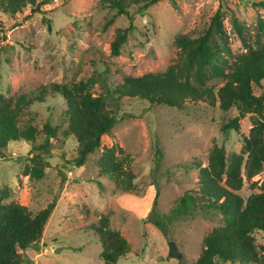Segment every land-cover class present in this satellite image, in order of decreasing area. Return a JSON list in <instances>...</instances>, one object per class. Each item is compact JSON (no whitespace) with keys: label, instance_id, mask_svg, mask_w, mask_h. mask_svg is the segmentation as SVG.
<instances>
[{"label":"rangeland","instance_id":"obj_1","mask_svg":"<svg viewBox=\"0 0 264 264\" xmlns=\"http://www.w3.org/2000/svg\"><path fill=\"white\" fill-rule=\"evenodd\" d=\"M142 3L129 4L131 17L116 15L100 0H46L40 12L27 6L14 17L0 13V92L12 105L23 96L30 100L26 106L19 103L18 124L36 130L35 146L44 142L45 124L56 128L46 148L33 149L25 140L0 148V188L9 192L5 202L32 213L55 202L41 239L21 251L24 264H105L99 257V236L92 231L103 217L130 247L114 264H195L204 236L219 225L215 215L200 208L182 214L173 209L186 193L199 197L198 166L207 165L214 145L223 147L227 158L241 150L251 127L249 114L240 118L238 132L221 130L238 115L235 105L224 111L218 101L211 105L185 99L181 106H169L121 97L116 106L107 99L116 122L81 166L73 162L76 140L62 133L65 102L52 90L53 83L84 81L99 95L125 76L163 71L178 60L175 38L201 34L218 5L225 32L219 44L225 45L229 60L246 51L233 15L248 42L264 41V0H158L139 8ZM109 18L113 20L105 27ZM130 23L119 55H113L110 45L117 30ZM223 83L221 77L207 80L215 95ZM253 91L264 93V79ZM112 146L123 160L124 179L131 178L129 189L99 169L101 152ZM34 164L42 169L41 177L28 172ZM263 183L264 166L251 179L244 177L237 193L246 199L261 191ZM154 210L168 216L166 233L151 221ZM254 236L264 246V233ZM169 241L180 258L170 257Z\"/></svg>","mask_w":264,"mask_h":264},{"label":"trees","instance_id":"obj_2","mask_svg":"<svg viewBox=\"0 0 264 264\" xmlns=\"http://www.w3.org/2000/svg\"><path fill=\"white\" fill-rule=\"evenodd\" d=\"M45 1L0 0V13L14 17L27 6L32 12H40ZM100 1L103 6L115 9L116 15L129 17V4L139 2ZM156 1L143 0L139 8H147ZM222 17L223 12L218 5L201 34L197 37L177 36L178 60L163 71L125 76L113 89H107L106 94L93 95L84 81L53 83L52 90L59 93L65 102L67 125L62 133L72 136L78 144L77 156L73 159L76 166L84 164L88 154L100 146L102 135L109 133L116 122V117L107 108V99L114 100L116 106L121 97L169 106H181L185 99L211 105L218 101L219 108L224 111L235 105L239 113L222 125L221 130L225 134L230 130L238 132L240 118L249 114L251 127L248 135L243 136L241 150L227 158L224 148L214 145L209 152L207 165L198 166L201 181L199 197L189 193L182 195L173 212L182 214L200 208L204 213L215 215L219 221V225L204 236L203 247L195 264H264V246H258L254 236L259 231L264 233V183L261 191L252 193L246 199L237 193L244 177L251 179L264 166V93L256 95L253 91V86L264 79V41L256 39L254 44L248 42L242 35L245 29L243 24L233 15L232 24L242 36L246 51L229 60L224 54L225 45L219 44L225 34ZM112 20L109 18L105 27ZM130 27L131 23L128 28L117 30L110 45L113 55H119ZM212 76L224 79L216 95L212 86L207 85V80ZM19 103L26 106L30 100L23 96L12 105L11 100L0 92V148L17 141L35 143L36 130L30 125L18 124ZM44 131V142L39 146L33 144V149L46 148L52 137L56 136V128L48 124H45ZM115 152L113 146L103 149L97 160L99 169L107 179L124 183L129 189L131 178L128 176L124 179L123 160ZM47 153H50L49 150ZM34 157L37 163L42 162L40 155ZM28 172L37 177L43 174L37 164ZM8 193L7 188H0V264H24L21 251L41 239L55 202L32 213L25 206L5 202ZM168 219L167 215H160L155 210L151 216V221L164 233ZM92 231L99 236V257L105 264L116 263L130 251L121 233L108 227L106 217L101 218L99 226H94Z\"/></svg>","mask_w":264,"mask_h":264},{"label":"water","instance_id":"obj_3","mask_svg":"<svg viewBox=\"0 0 264 264\" xmlns=\"http://www.w3.org/2000/svg\"><path fill=\"white\" fill-rule=\"evenodd\" d=\"M169 255L173 258H180V253L176 250L175 244L173 241H169Z\"/></svg>","mask_w":264,"mask_h":264}]
</instances>
